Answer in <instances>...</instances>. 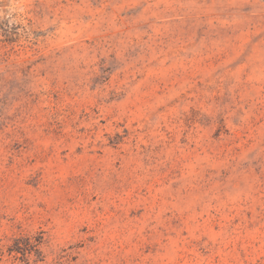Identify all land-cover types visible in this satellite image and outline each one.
<instances>
[{
    "label": "rangeland",
    "instance_id": "rangeland-1",
    "mask_svg": "<svg viewBox=\"0 0 264 264\" xmlns=\"http://www.w3.org/2000/svg\"><path fill=\"white\" fill-rule=\"evenodd\" d=\"M0 264H264V0H0Z\"/></svg>",
    "mask_w": 264,
    "mask_h": 264
}]
</instances>
